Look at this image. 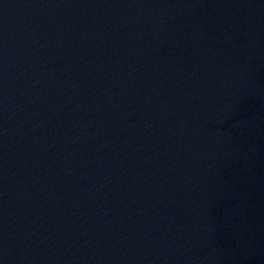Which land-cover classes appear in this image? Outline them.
<instances>
[{
	"label": "water",
	"instance_id": "obj_1",
	"mask_svg": "<svg viewBox=\"0 0 264 264\" xmlns=\"http://www.w3.org/2000/svg\"><path fill=\"white\" fill-rule=\"evenodd\" d=\"M0 264H264V0H0Z\"/></svg>",
	"mask_w": 264,
	"mask_h": 264
}]
</instances>
